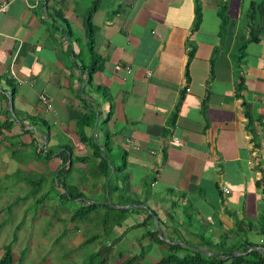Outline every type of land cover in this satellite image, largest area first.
I'll list each match as a JSON object with an SVG mask.
<instances>
[{
	"label": "crops",
	"instance_id": "crops-1",
	"mask_svg": "<svg viewBox=\"0 0 264 264\" xmlns=\"http://www.w3.org/2000/svg\"><path fill=\"white\" fill-rule=\"evenodd\" d=\"M3 1L9 4L0 13V180L19 174L15 191L35 182L26 173L50 176L67 147L73 162L65 182L84 198L74 202L126 210L121 225L105 231L106 243L121 238L113 249H155L148 232L156 231L161 253L177 246L179 257H208L243 243L251 247L246 253L258 251L264 15L247 14L251 7L259 12L264 0H198L195 28L194 0H39L29 9L22 0ZM249 27L256 42H247ZM41 94L49 112L38 103ZM85 106L95 119L81 129L84 137L100 148L107 141V165L124 166L109 193L113 170L106 180L97 177L91 151L77 136ZM32 139L52 154L16 159V152L32 150ZM66 217L62 212L57 221ZM77 237L80 244L87 239Z\"/></svg>",
	"mask_w": 264,
	"mask_h": 264
},
{
	"label": "rangeland",
	"instance_id": "rangeland-1",
	"mask_svg": "<svg viewBox=\"0 0 264 264\" xmlns=\"http://www.w3.org/2000/svg\"><path fill=\"white\" fill-rule=\"evenodd\" d=\"M30 152L31 149L27 153L16 152V159L27 160ZM51 176L26 173L23 177L35 182L41 180V183H21L16 192L13 188L21 178L19 174L0 180V249L12 243V264H87L90 257L110 240L105 231L109 228L111 231L113 222L119 219L120 216L115 219L119 215L117 212L100 208L82 220L69 222L66 217L64 221H57L62 212L70 216L73 211L87 204L61 198L60 190L54 186ZM82 194L87 196L84 191ZM76 235L93 239L80 244ZM155 247L140 252L141 260H144L139 264L152 262L154 255L159 258L167 254L161 253L158 244ZM156 249L160 253L155 254ZM139 251L132 252L123 245L115 247L107 264H120L139 254ZM97 260L93 264H100Z\"/></svg>",
	"mask_w": 264,
	"mask_h": 264
},
{
	"label": "trees",
	"instance_id": "trees-1",
	"mask_svg": "<svg viewBox=\"0 0 264 264\" xmlns=\"http://www.w3.org/2000/svg\"><path fill=\"white\" fill-rule=\"evenodd\" d=\"M263 8L264 4L262 7H260L259 12H255L254 8H250V12L247 14V18L249 19L250 17H253L255 15L261 16L263 14ZM224 9V5L221 4L219 5V12H221ZM194 13H195V19H194V26L195 28L198 24V19H199V4L198 0H194ZM220 14V13H219ZM220 14V15H221ZM89 16L90 13L87 15V19L85 21L84 25V30H85V36L87 40L89 41V45L91 44V38H92V27L89 22ZM222 16V15H221ZM223 27V25H222ZM256 30L254 28H248V41L247 42H256ZM245 47V44L242 45L239 48V54H242V50ZM240 57V56H239ZM239 58H237L238 60ZM87 76H90L89 70L87 71ZM88 107H91L89 104H87ZM85 106V111L86 113L83 114L80 118V120L77 123V136L79 140L87 146L91 153L88 156L87 160L92 161L94 164V170L95 174L97 177H101L104 180L107 179V177L110 174V171L113 170L114 174L108 177L107 179V184H106V190L107 193L112 192L116 190V186L114 184L116 176L122 171L123 169V164L120 165V167L117 168H111L107 165V160L105 153L109 151V148L107 147V141H105L103 147L100 148V146L96 145L94 141H92L90 138L84 137L81 129L83 127H88L91 124H93L95 115H94V109L93 108H88ZM34 122L35 125H38L39 128L46 127V124L44 121H40L39 118L37 117H32L31 118ZM33 124V126H34ZM10 127L9 124L4 125L2 128L5 130H8ZM30 134V132H29ZM41 135L43 137H46V133H42ZM29 146L32 148V153L35 158H43L46 159L48 158L52 152H49L48 150H44L43 146L40 148H37V146L34 145V140L32 139L30 141ZM102 151V154H101ZM57 159L59 161L58 166L56 171L52 174V180L54 183V186H56L60 190V195L61 198L65 200H76L79 198H82L81 193L77 191L75 188H70L66 182L65 178L67 174L70 172L71 169V163L73 162V158L71 155V150L69 148H62V150L57 154ZM78 160V159H77ZM69 162V163H68ZM41 183L40 181L37 182H31L29 183L30 185H39ZM262 195H263V202H264V184H262ZM99 206L88 203L85 206H82L73 213H71L69 217V222H74L75 220H82L83 218H86L90 213L94 212ZM108 211H114L117 212L119 215V219L113 222V226H119L121 225L123 216L126 213V210L122 209H117L113 210L110 206H107ZM148 222V219H145L138 225V227H144ZM137 226V225H136ZM259 235L261 237V244L259 245L258 250H263L264 251V212L262 216L260 217V224H259ZM106 233V232H105ZM157 232L149 233L148 232V237L153 243L160 244L161 240L158 238ZM93 238L89 237L87 240L83 242L87 243L91 241ZM121 238L117 237L114 239L111 243H106L103 246H101L89 259L87 264H93L94 260L98 258V262L100 264H107L108 259L110 257V254L113 252V247L114 245L120 240ZM223 242V241H222ZM3 246L0 249V264H12V253H11V245ZM222 244V243H221ZM223 248V246H219V248ZM169 252L166 256L161 257L159 260H157L154 264H264V252H259L255 250H251L250 252L246 253L247 250L251 249V247L243 243L239 246H233L230 248H223L221 252L215 254V255H210L208 257H203L199 253H187L182 256L177 255V250L180 249V247L177 246H169ZM246 253V254H245ZM236 254H245L243 256H236ZM141 261V255H134L132 257L127 258L125 261L121 262L120 264H138Z\"/></svg>",
	"mask_w": 264,
	"mask_h": 264
},
{
	"label": "built area",
	"instance_id": "built-area-1",
	"mask_svg": "<svg viewBox=\"0 0 264 264\" xmlns=\"http://www.w3.org/2000/svg\"><path fill=\"white\" fill-rule=\"evenodd\" d=\"M22 1L25 3L26 7L29 9V8L34 7L38 3L39 0H31L30 2L29 0H22ZM8 4H9V1H3L0 3V13H4L7 10ZM149 75L150 73L147 72L146 76H149ZM38 103L40 104V106L43 108L45 112H49L51 110L49 101L46 98V96H44L43 94L38 96ZM173 141L175 143L178 142V140L176 139H174ZM220 191H222L224 194L228 193V190L224 187H221Z\"/></svg>",
	"mask_w": 264,
	"mask_h": 264
},
{
	"label": "water",
	"instance_id": "water-1",
	"mask_svg": "<svg viewBox=\"0 0 264 264\" xmlns=\"http://www.w3.org/2000/svg\"><path fill=\"white\" fill-rule=\"evenodd\" d=\"M258 251L261 252L262 250L259 249ZM236 256H243V254H240V255H237V254H236Z\"/></svg>",
	"mask_w": 264,
	"mask_h": 264
}]
</instances>
